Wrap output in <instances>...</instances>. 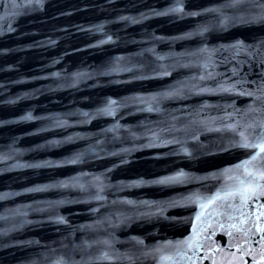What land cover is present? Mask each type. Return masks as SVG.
Wrapping results in <instances>:
<instances>
[{
    "label": "snow or ice",
    "instance_id": "6c2138e0",
    "mask_svg": "<svg viewBox=\"0 0 264 264\" xmlns=\"http://www.w3.org/2000/svg\"><path fill=\"white\" fill-rule=\"evenodd\" d=\"M246 146V145H245ZM258 216H264V213H258ZM260 232H261V235L264 236V229H260ZM264 247V246H262ZM260 255L262 257H264V252H261ZM241 264H244V262H241ZM259 264H264V258H262L260 261H259Z\"/></svg>",
    "mask_w": 264,
    "mask_h": 264
}]
</instances>
